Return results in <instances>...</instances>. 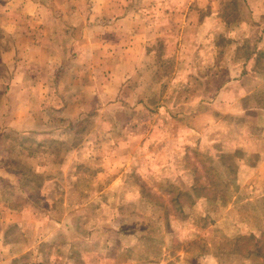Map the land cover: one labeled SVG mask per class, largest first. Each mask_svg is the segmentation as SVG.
Listing matches in <instances>:
<instances>
[{
  "label": "rangeland",
  "instance_id": "obj_1",
  "mask_svg": "<svg viewBox=\"0 0 264 264\" xmlns=\"http://www.w3.org/2000/svg\"><path fill=\"white\" fill-rule=\"evenodd\" d=\"M10 1L0 264H264V30L233 29L250 1L137 0L159 26L141 68L96 66L72 98L46 78L35 104H11Z\"/></svg>",
  "mask_w": 264,
  "mask_h": 264
},
{
  "label": "crops",
  "instance_id": "obj_2",
  "mask_svg": "<svg viewBox=\"0 0 264 264\" xmlns=\"http://www.w3.org/2000/svg\"><path fill=\"white\" fill-rule=\"evenodd\" d=\"M249 1L250 17L235 24L236 31L264 30V5ZM9 5L10 18L2 28L11 42L2 59L11 60V104L17 100L35 104L46 98L53 85L46 78L54 77L56 94L68 86L71 98L80 87L75 79L86 77L89 96L96 84V66L100 72L111 70L108 76L117 75L123 82L150 58L149 46L159 36L158 24L147 20L137 0H11ZM156 8L158 15L165 12L158 4ZM255 43L246 57L249 63L260 58L259 51L264 55V38ZM114 68L120 72L113 73ZM90 103L88 97L84 108L91 109ZM72 107L67 106L65 113Z\"/></svg>",
  "mask_w": 264,
  "mask_h": 264
}]
</instances>
